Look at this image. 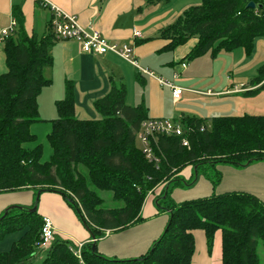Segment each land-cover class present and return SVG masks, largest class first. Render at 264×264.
Wrapping results in <instances>:
<instances>
[{"label":"trees","instance_id":"trees-1","mask_svg":"<svg viewBox=\"0 0 264 264\" xmlns=\"http://www.w3.org/2000/svg\"><path fill=\"white\" fill-rule=\"evenodd\" d=\"M250 1L259 6L249 7ZM14 15L17 28L4 41L7 70L0 73V193L59 192L92 235L84 245L83 262L71 250V240L56 236L40 264H192L198 229L205 232L210 249L215 233L222 231L223 264H261L257 245L264 240V201L260 197L240 190L217 192L221 175L216 180L207 177L214 188L207 196L176 202L172 191L192 183L180 176L188 166L198 171L206 163L215 168L222 163L246 167L264 161V114L180 118L185 133L158 136L154 145L160 160L156 163L137 142L142 122L151 118L148 107L144 102L128 104L125 82L112 80L110 91L95 100L101 118L80 119L74 82L68 79L65 97L56 101L58 118L50 121L47 135L52 155L43 161V144L29 146L38 140L31 128L45 121L38 97L52 83L46 72L54 64L53 49L60 39L55 36L53 18L40 35L27 33L21 8L16 7ZM158 35L170 40L169 49L196 37L186 56L189 60L238 48L251 55L256 40L264 38V0H202ZM252 83H262L252 94L264 89V64ZM185 137L189 145L183 144ZM164 182L169 184L158 206L169 210L170 216L148 252L119 259L103 255L98 248L92 250L107 231H122L144 221L141 210L148 193ZM100 191L111 192L121 205L104 207ZM37 203L0 214V241L20 233L9 250L0 252V264H29L39 254L44 220L38 209L31 210Z\"/></svg>","mask_w":264,"mask_h":264},{"label":"crops","instance_id":"crops-1","mask_svg":"<svg viewBox=\"0 0 264 264\" xmlns=\"http://www.w3.org/2000/svg\"><path fill=\"white\" fill-rule=\"evenodd\" d=\"M48 1L68 14L77 15L82 25L95 26L110 40L134 43L140 67L153 73L144 72L116 54L86 53L77 41L59 40L53 49L54 64L46 72L52 83L44 87L38 97L42 119L51 121L58 118L56 101L65 97L68 79L74 82L75 111L80 119L101 118L94 106L95 100L110 91L112 80L126 83L130 79L135 83L137 91L134 102L130 105L144 102L151 118L180 120L191 116L210 120L214 116L264 114V89L256 94L251 92L263 83L253 84L252 79L264 64V38L256 40L251 55L244 48H238L231 52L223 50L216 56L208 52L189 60L186 56L197 43L196 37L175 49H169L167 45L170 40L158 35L162 28L173 23L186 8L199 4L202 0H169L156 4H149L146 0ZM16 7L21 8L24 13L28 34H43L47 23L53 18L51 7L39 0H0V33L15 18ZM135 29L141 32L140 37H134ZM139 40L144 41L138 43ZM4 41L0 39V73L7 70ZM183 62L187 63V67L182 66ZM175 73L180 74L176 79ZM160 77L184 88L179 100L175 99L171 86L160 83ZM37 123L31 128L34 134L35 127H39ZM51 128L52 124L50 129L46 128V132ZM216 168L222 173L217 192L248 191L264 201V161L254 162L246 167L222 163ZM182 174L186 178L191 177L193 166L186 167ZM168 184L161 183L148 193L141 210L144 221L122 231H107L97 242L98 251L119 259L137 258L148 252L164 232L169 220L170 211L158 206V200ZM189 186L188 189L175 188L172 198L176 202H182L210 195L214 191L206 176H198ZM33 200V190L19 195L0 194V214L8 204L29 205ZM38 211L43 217L52 218L58 237L69 239L73 243L91 242L90 231L61 193H42ZM194 235L196 251L192 264H223L222 231L215 233L211 249L203 230H195Z\"/></svg>","mask_w":264,"mask_h":264},{"label":"built area","instance_id":"built-area-1","mask_svg":"<svg viewBox=\"0 0 264 264\" xmlns=\"http://www.w3.org/2000/svg\"><path fill=\"white\" fill-rule=\"evenodd\" d=\"M44 5L51 7L53 11V30L55 36L60 40H74L77 41L84 52L93 54H107L113 53L123 58L124 60L140 67L135 54V45L130 42H116L108 39L101 30L91 25L86 27L82 25L77 15L68 14L61 10L56 5L48 0H41ZM17 28V20L14 18L10 25L4 28L0 33V39L5 40ZM141 32L137 29L134 30V37H140ZM182 66L187 67V63L183 62ZM144 72L152 74L153 72L143 69ZM179 73L174 74V78H178ZM162 85H168L173 88V94L176 100H179L183 94L184 88L177 86L172 81H168L162 77L159 78ZM205 127H202L204 130ZM185 129L180 120H172L167 118H149L142 122L140 129L137 132V140L141 142V148L150 161L156 163L160 158L155 151V145L159 135H183ZM184 145H189L188 138L183 139ZM44 223L41 233V243L39 244L40 254H46L57 236L56 228L51 217L44 216ZM83 243H73L71 250L83 262L82 251L84 248Z\"/></svg>","mask_w":264,"mask_h":264},{"label":"rangeland","instance_id":"rangeland-1","mask_svg":"<svg viewBox=\"0 0 264 264\" xmlns=\"http://www.w3.org/2000/svg\"><path fill=\"white\" fill-rule=\"evenodd\" d=\"M126 83L128 85L127 87H128V91H129L128 103L133 104L134 99H135L136 94H137V91L135 90L136 85L132 79L126 80ZM208 123L210 124V122H208ZM46 124H49V126L51 127L50 121L45 120V121H40L37 123V125L39 127L36 126L35 131H36L38 140L36 143H30L29 144V146H34L38 143L43 144V146H44L43 161L49 160L51 155H52V148H51V146L48 142L47 136H46L48 131H50V130H47V132H46V128L50 129V127ZM137 142H138V146L141 147V142L139 140H137ZM219 172L220 171H218L217 168H215L214 166H212L209 163H206V164H202L198 171H196V168L193 167V175L191 177L188 176V178H186V176H184L183 174L181 175V173H180V176H182V178L185 179L186 182L192 181V183H194L197 180L198 176H200V177L206 176V177H209L213 180H216V179H218V175L222 176V173L220 172L221 173L220 174ZM189 187H190L189 185L184 186L185 189H188ZM39 190H41V189H33V191H34V200L33 201L38 202L37 207L39 205L41 194L45 192V191H43L40 195H38ZM25 191H28V190L13 191V192L0 193V194L7 195L9 193H12V194L17 193L19 195V194H23V192H25ZM100 195L104 198V204H103L104 207L111 208V207H117V206L121 205V202L115 200L112 197L111 192H109V191H100ZM16 205L23 206V205H27V204H8L5 208H3V211L1 213L5 212L6 209L10 208L11 206H16ZM82 223H83V221H82ZM19 235H20V233H14V234L8 235L4 240L0 241V252L9 250L12 247L14 241H16L18 239ZM257 252H258V255L260 257L261 264H264V240L263 239H259V241H258ZM44 256H45V253L40 254V252H39L37 257H35L31 262H29V264H40L42 259L44 258Z\"/></svg>","mask_w":264,"mask_h":264},{"label":"water","instance_id":"water-1","mask_svg":"<svg viewBox=\"0 0 264 264\" xmlns=\"http://www.w3.org/2000/svg\"><path fill=\"white\" fill-rule=\"evenodd\" d=\"M248 6L251 7V8H256V7L259 6V5L256 4L254 1H250L249 4H248ZM42 192H43L42 190H39L38 195H40ZM13 207H19V208H21L22 206H18V205H16V206H11L10 208H13ZM10 208L6 209L4 215H6V214L8 213V210H9ZM37 209H38L37 205H35L33 208H31L32 211H36ZM92 250H93V251H96V250H97V246H96V244H93V246H92Z\"/></svg>","mask_w":264,"mask_h":264}]
</instances>
